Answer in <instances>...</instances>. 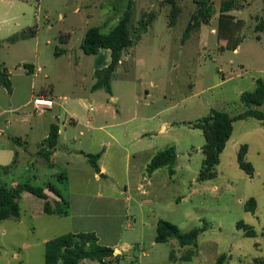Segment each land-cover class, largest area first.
Here are the masks:
<instances>
[{
  "label": "rangeland",
  "instance_id": "rangeland-1",
  "mask_svg": "<svg viewBox=\"0 0 264 264\" xmlns=\"http://www.w3.org/2000/svg\"><path fill=\"white\" fill-rule=\"evenodd\" d=\"M222 1L213 0L216 13L210 23L184 39L198 10L195 0H177L181 12L173 26L172 6L166 0H0V63L13 71L22 64L34 65L36 96L44 88L53 97L43 99L55 103L51 113L37 112L29 163L21 162L5 181L0 173V183L16 187L30 182L42 188L52 184L73 206L67 217L49 215L42 213L40 198L24 192L21 217L0 221V264H44L46 242L85 232L95 233L101 245L120 250L106 259L112 264H216L221 255L229 256L225 264L264 259V125L255 118L234 122L217 176L198 180L205 137L190 123L212 110L232 116L245 111L241 95L253 91L258 79L264 81V31L256 29L264 20V0L235 3L230 14L243 21V28L234 37L231 26L220 25ZM130 4L132 34L141 19L150 14L155 18L120 63L112 95L93 91L95 71L112 58L107 50L86 55L81 48L86 32L100 27L109 33ZM23 32L28 37L15 46L6 41ZM257 108L264 110V104ZM50 121L67 126L53 166L34 155ZM163 123L167 128L161 131ZM243 145L255 169L253 177L238 164ZM170 147L177 154L174 173L168 167L158 169L152 187H147L143 179L149 178L151 158ZM81 152H103L107 173L99 175L105 177L95 176ZM62 173L66 179L59 181ZM48 193L53 203L57 197ZM251 199L257 202L254 213L245 210ZM159 220L183 232L203 229L191 260L182 257L193 247H181L176 239L156 242ZM240 222L251 226L256 236L245 237ZM80 264L101 263L84 259Z\"/></svg>",
  "mask_w": 264,
  "mask_h": 264
},
{
  "label": "trees",
  "instance_id": "trees-1",
  "mask_svg": "<svg viewBox=\"0 0 264 264\" xmlns=\"http://www.w3.org/2000/svg\"><path fill=\"white\" fill-rule=\"evenodd\" d=\"M237 1L244 0H223L220 7V25L224 26L225 24H228L231 26L232 29L230 34L232 37L243 28V21L238 20L230 14V12L236 8L235 3ZM166 2L172 6L170 24L173 26L176 24L181 9L177 4V0H166ZM195 2L198 6V10L186 28L184 39L189 38L192 31L198 29L202 24H209L216 13L213 0H195ZM154 18L155 16L150 14L147 18L144 17L141 19L138 28L132 34L129 26L131 21L130 4L124 16L109 33H103L100 27H92L86 32L87 34L81 44L83 52L86 55L94 56L102 50H107L110 52L112 58L107 67L95 71L94 76L96 78V83L92 87L93 91L103 89L112 95L111 82L120 63L127 56H130L132 49L140 40L141 35L148 31V27ZM256 29L258 31H264V20H261L258 23ZM35 32L36 31L33 30L31 32L32 35H35ZM27 37L26 33L23 32L10 36L7 41L10 44H14ZM239 42L240 38H235V43L233 44L234 51ZM2 47L3 41L0 40V50ZM24 68L30 74H33L35 71V67L32 64H25ZM0 85H2L9 93L12 91V83L7 69L1 64ZM241 102L247 107V109L235 116L224 111L212 110L208 116L197 122L190 123L192 128L200 129L205 137V144L202 148L204 160L198 177L200 182L212 180L217 176L216 168L220 164L221 155L232 137L234 122L246 118H255L264 125V110L257 108L264 104V81L258 79L253 91L245 92L241 95ZM59 130L60 128L58 124H52L48 137L38 151V155L42 156L49 164H51V157L59 142ZM15 141L17 142L18 140L15 139ZM247 151V145H243L238 154V164L248 176L253 177L255 169L253 165L246 160ZM85 156L92 168L99 173L100 168L98 161L102 156V152L86 154ZM176 160L177 154L174 147L158 152L147 166L148 174L151 175L153 172L163 167L170 168L171 174H173ZM13 165H15V162ZM13 165L4 167V169L8 170L10 167H13ZM65 179L66 177L64 173L60 174L58 177L59 181H64ZM46 190L53 193L58 200L51 203L49 194ZM24 192L34 195L44 201V213L61 217H67L69 215V201L64 193L52 184L47 185L46 188L35 187L30 182L19 184L16 187H9L6 184H2L0 185V221H5L11 217H21L22 213L19 203L21 195ZM256 208L257 202L255 199L249 200L245 205V210L249 212L254 213ZM238 228L243 231L245 237L256 236L255 230L243 222L238 224ZM157 230V243H166L171 239H176L181 247L194 248V251L190 250L182 257V259L186 261L192 259L195 250L198 248V238L200 234L204 232L203 229L197 228L188 232H183L178 226L166 220L158 221ZM45 248L44 264H80L84 259L98 261L101 264H112V262L107 263L106 259L114 257L113 254L115 252L112 247L109 248V246L101 245L97 235L93 232L64 234L46 242ZM171 256L173 257V254ZM228 257L229 256L227 255H221L216 264H225ZM255 261L256 262L253 264H264V259H255Z\"/></svg>",
  "mask_w": 264,
  "mask_h": 264
},
{
  "label": "crops",
  "instance_id": "crops-1",
  "mask_svg": "<svg viewBox=\"0 0 264 264\" xmlns=\"http://www.w3.org/2000/svg\"><path fill=\"white\" fill-rule=\"evenodd\" d=\"M15 34H18V33H15ZM20 42L21 41H18L12 45L15 46L16 44ZM235 51H237V49ZM0 64L3 65L7 69L9 78L12 83V91L10 93L2 85H0V173H3L1 176V179L5 181V179L11 178L14 175V173H17L21 162H23L24 164L29 163V157L30 155H32L30 153V148H31L30 145L32 143V139L34 138V132L37 128L36 127L37 126L36 116L38 114L37 112L43 115L46 114L47 112L51 113L53 111L55 103L53 101V106L51 108L47 107L46 109H41V110L36 109V106L34 103L35 99L39 97L44 98L48 95H50V98H52L53 96H52V93L49 94L50 92H48V94L44 93L45 91L44 88L40 91V94L36 96L35 89H36L37 73H36L35 66H34L35 67L34 73L30 74L24 68L25 64H22L19 68L16 69V71L11 70L9 67L6 66L7 64L5 63H0ZM37 70H40V68H38ZM54 118L55 120H58V117L56 115L54 116ZM73 123L76 124V121L73 120ZM49 124H50L49 129L46 130L47 131L46 135L44 136V138H42V140L38 144V150L34 152L35 153L34 155H37L39 158L40 157L43 158L42 156L38 155V151L40 150L41 145L43 144L45 139L48 137L51 125L58 124V123L50 121ZM59 128H60L59 130V134H60L59 140H60L64 134L62 131V128L67 129V126L65 124L63 125L62 128L60 126ZM166 128H167L166 123H163L160 130L164 131ZM232 137H233V134H232ZM15 139H17L18 141L16 142ZM74 141L76 140L74 139ZM81 153L83 155L88 154L85 152H81ZM58 155H59V148L57 145L56 150L51 157V164H49L44 158L43 159L49 164V166H53L54 160L56 159ZM102 156H103V152H102ZM102 156L100 160L98 161L100 172L97 173L93 169L95 176L97 178L101 177V175H99L100 173H103V172L107 173L106 167L101 163ZM14 162H15V165H13ZM12 165L13 167H10L8 170L4 169V167H8ZM155 172L149 175L148 179H146V177L143 179L144 180L143 182L146 183L147 187H152L154 183V178L157 174ZM2 184L8 185V183H5V182L0 183V185ZM46 186L44 188H46ZM141 188L143 189V185L140 186V189ZM46 191L47 193L49 192L48 190ZM143 193L147 195L149 192L143 191ZM50 196L51 195L49 194V197ZM55 200H58V198H55ZM43 205H44V201L42 200V206H41L42 213H43ZM69 205H70V208H69V215H70V211L72 210L73 206L71 205L70 202H69ZM112 248L116 251V253H119V254L121 253L120 250L116 248L115 246H112Z\"/></svg>",
  "mask_w": 264,
  "mask_h": 264
},
{
  "label": "built area",
  "instance_id": "built-area-1",
  "mask_svg": "<svg viewBox=\"0 0 264 264\" xmlns=\"http://www.w3.org/2000/svg\"><path fill=\"white\" fill-rule=\"evenodd\" d=\"M36 109L41 110L43 109L41 106L51 108L53 106V101L52 100H47L43 98H37L34 101Z\"/></svg>",
  "mask_w": 264,
  "mask_h": 264
},
{
  "label": "water",
  "instance_id": "water-1",
  "mask_svg": "<svg viewBox=\"0 0 264 264\" xmlns=\"http://www.w3.org/2000/svg\"><path fill=\"white\" fill-rule=\"evenodd\" d=\"M101 177H104V175H103V174H101Z\"/></svg>",
  "mask_w": 264,
  "mask_h": 264
}]
</instances>
